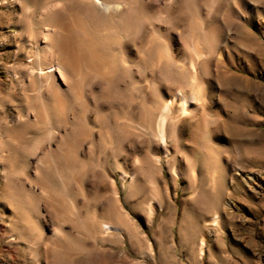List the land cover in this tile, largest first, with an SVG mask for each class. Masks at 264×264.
Segmentation results:
<instances>
[{
    "label": "rangeland",
    "instance_id": "1",
    "mask_svg": "<svg viewBox=\"0 0 264 264\" xmlns=\"http://www.w3.org/2000/svg\"><path fill=\"white\" fill-rule=\"evenodd\" d=\"M47 1L0 0V264H264V0ZM41 22L77 76L31 74Z\"/></svg>",
    "mask_w": 264,
    "mask_h": 264
},
{
    "label": "bare ground",
    "instance_id": "2",
    "mask_svg": "<svg viewBox=\"0 0 264 264\" xmlns=\"http://www.w3.org/2000/svg\"><path fill=\"white\" fill-rule=\"evenodd\" d=\"M43 1L46 2L47 0H43ZM47 2H49V1H47ZM84 2H86V3L88 2L89 5L91 4V5H95V6L104 3L102 0H85ZM104 4H105V8L109 9V6L106 3H104ZM46 7H48V6H46V4H44L42 7V10H41V12L45 15H46V13H50V11H48V8H46ZM49 24L46 22L42 23V30L43 31H42L41 35H42L43 46L40 47V46L36 45L34 47L35 67L34 68L32 67V68L35 70L34 71L31 70V74L34 73L36 78L39 81H41V86H42V82L44 80L46 82H47V80H49L48 82H53L55 73H58L61 77H64L65 75L77 76L76 67H77V63L79 61V57H78L77 53L75 52V50L72 46V40H71V37L69 35V32L68 33L62 32V34L60 35L61 36L60 41H62V42L58 46L55 44L56 39L52 38V36L50 34L51 28H49V26H48ZM62 25H63V23H62ZM63 30L67 31V29H63ZM63 30H61V31H63ZM203 52L204 51H202V52L197 51V49L195 50L197 57L202 55ZM57 53L58 54L61 53V55H63L64 58H59L57 56ZM208 53H210V52H208ZM45 58H47V60H48L46 63L43 62V59L45 60ZM106 66H109V65H106ZM192 66H193V64H192ZM91 68H92V65H91ZM103 68H104L103 71L104 70L106 71L108 69V67H105V66ZM94 71H96V68ZM103 73H106V72H103ZM192 88H193V86H192ZM200 90L201 89H199V88H193L192 90L190 89V91L188 93L178 91L177 92V96H178L177 98H179V99H178L177 105H175V101L173 100L174 99L173 98L170 101L164 102L162 106L161 105H160V107L158 106L159 112L154 117L153 120H152L153 113L152 114L150 113L148 122H140L137 124H135L136 123L135 122L134 123L135 125L132 124L133 122H128V126H131L134 129L144 131L145 133L156 138L159 142L164 143L166 141V138H167V125L168 124L170 125L171 124L170 120H172V117H169V116L172 114V110L174 111V109H173L174 105H175L176 109H178V111L181 114L188 113L187 106L189 105V103L191 101L196 102L200 99V95H201ZM201 104H203V103L201 102ZM130 177H131V179H133L134 174L130 173ZM149 213H150V211H149ZM214 218H216V216ZM215 224H216V221L214 220L212 222V225H215ZM93 226H94L95 232L100 233L103 236H109L110 237L111 235H114L115 232H118V233L123 232L129 239L131 238V236H133L132 235L133 234V230H132L133 227L131 228V225L121 216H118L116 220L115 219L114 220L113 219L112 220H98V221L95 220V223L93 224ZM23 239H24L23 241L26 243V245L29 246L31 243V239H29L27 236H24Z\"/></svg>",
    "mask_w": 264,
    "mask_h": 264
}]
</instances>
